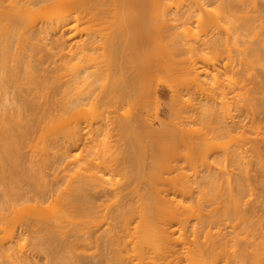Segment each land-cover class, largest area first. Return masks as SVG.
Returning <instances> with one entry per match:
<instances>
[{
	"label": "bare ground",
	"instance_id": "1",
	"mask_svg": "<svg viewBox=\"0 0 264 264\" xmlns=\"http://www.w3.org/2000/svg\"><path fill=\"white\" fill-rule=\"evenodd\" d=\"M5 1L6 0H0V5L2 3L4 4ZM12 1L9 4V6L6 5V6H4V8L0 6V174H1V176H0V188H1L0 194L3 193L1 195L4 197V200L2 199V200H0V202L5 201L4 203H1V204L5 205L6 208H9L12 205V203L14 205V202H17V201H18V203L20 202V204H21V200L25 202L24 205H26L27 202H32V203L34 202V204L37 205V204H41V203L44 204L43 202H45L46 199H48L49 202L48 201L47 202L50 204V202H53V199H51V198L55 197V199H56L57 196H55V195L57 194V191L59 190V189H57L58 183L64 178L61 176L62 179L59 180L58 177H57V179L55 177L54 179L57 180L58 182L51 180L54 184H51L49 182L48 183L45 182V183H47V185H44V186H43L44 181L43 182L40 181L42 183V186L39 185L38 182L35 181L36 176L37 177L39 176V174L37 175V172H36L38 170L39 166L41 168L43 167V171H45V170L48 171L49 170L48 168H50V166H52V169H53V167H55V165L57 166L59 159L56 158L58 160L52 161L53 163L49 166L46 165V163L49 164L48 163L49 161L45 162V160H43L44 162L41 160L42 162H39V163H37V161H32V160H31L32 163L30 162V160L28 162L27 161L28 159L22 158L23 156H21L20 153L17 152V151L21 152V150L24 147V143H25L24 141L25 140H26L25 144L27 146L29 145V143L27 144V140H29V139H26V138H28L29 136L31 138V135L33 136L34 134L35 135L37 134L36 131L38 129L39 130L37 132H39L40 129H42L43 131H40L42 133H40V132L38 133V134H40V137L38 136L39 137L38 143H41L40 144L41 146L37 143L39 146H38V148H36L37 144H36V142H33L34 144L31 143V145L29 147H30V149H32L34 147L35 150L34 149L30 150L29 147H28V149H29V151H36V149H38L37 151H54V150L60 151L59 158H61L60 160H63V162L60 161L58 163V165L60 166V163L64 164V162H66V163L69 162V161L68 162L65 161L68 159V155H69L68 153L70 152L69 148L72 146H77L78 143L81 141L79 127L74 128V129L70 128L73 130H71V133L68 132V131H70V129H68L65 126L66 125L65 123L68 122L67 118L69 120L70 118L74 119V118L81 117L83 115V112H84V106H86V105L93 106V105H96L98 102H101V101L105 102V100H106V104H107L108 101L111 99H113V100L118 99L121 102L122 101L123 102H126V101L130 102V99H132V98H133L132 100H135L137 98L139 99V98H142L144 96V93H142L143 91L140 90L141 88L137 87V89H136V87H135L136 83L131 78V76L134 77L133 75L135 74V71L133 72L132 75H131V72H129V71L134 69L132 66L134 61L138 60L136 58L137 56L135 57V59H132V58H134L133 53H135V50L137 51L136 47L139 45V47H141L140 49H142V48L146 47L145 46L146 40L148 41V39H150V37L154 38L152 35L148 36L149 34L147 35V33L145 32V28H143L148 23L147 21H144V20H143L144 22L141 21L142 19H144L143 18L144 15L141 16L139 14V17L141 16L142 19H139L140 22L139 21L136 22L138 24V27L140 26L141 29L143 28L142 29L143 31L141 30V32H140L139 29L137 31V32H139L138 34L141 36V40H140L139 44H137V46H136V44H134V45L132 44V42H131L132 37L130 36L131 35L130 32H132V31H129L130 27L131 28L132 27L136 28V27L132 26L133 22L132 23L130 22L131 26L129 25L128 26L129 28H127V22H125L124 24H126V25L124 26V28L119 29V30L117 29V27H115L116 26V24H115L113 29L115 31V28H116L119 32H113L112 31V34L114 33V36H112V38H109V41L107 38L105 41L106 43L105 42L103 43L102 40L99 41L97 39V37H99V36L96 37V35H95L94 37H96V39H94L93 36H91L93 38L92 39L89 35V37H87L88 39L82 41L81 43L80 42H78V43L72 42L73 44L72 43L70 44V48H72V49H68V51H65L66 48L64 46H65L66 42L71 40L70 38H72V36L74 35V34H70L73 31L74 27H76L74 24L76 22H79L83 18L85 19L86 17H87L86 18L87 21H91V22L98 21L99 19L104 17V15L106 16V14H108L109 11L111 13L114 12L113 15H116V11H114V10H118L117 12L119 13L117 20H119L121 18L120 16H121V11H122L124 21H125V18L127 17L126 16L127 12L129 13V11L131 12L133 9H136V10L140 9V10H137L138 13L142 12L144 10H145L144 12H146V9L148 10V8H150V9L153 8L151 10H154V8H155L154 11L161 10V12H163V13L166 12V14L164 13L165 18L164 17L162 18L161 12L157 11L158 14L160 13L159 16H161L160 21H163V19H165L164 21H167L168 19H166V18L169 15V13L167 14V12H169L172 7H174L175 9L177 8V2H175V0H33V1H35L34 3H33V1H32V3L30 1V4L33 7H38L42 4H47L51 8L52 7L56 8V15H55V18L53 19L54 22L52 20H50V23H47V22L42 21V19L39 16V12L36 11L34 13H31L30 10L28 11V9H26L27 8V7H25L26 5L24 7L20 6L19 4L21 3L20 2L21 0L20 1L12 0ZM24 1L26 3L28 2V0L27 1L24 0ZM222 1H218V3L222 2ZM237 1H239V0H237ZM7 2H8V0H7ZM7 2H5V4ZM173 2H174L175 6H172ZM224 2L227 3V1H224ZM252 2H253V0H252ZM201 3H202V0H201ZM201 3L198 0H191V1H189V4H187V5H188V7H194L196 9V7H198L199 5L202 7L205 6L206 2L202 3V4ZM228 3H229V1H228ZM246 3H248V2L246 1ZM224 4L225 3H223V6H225V9L223 10V13L220 12L221 14H219V12H217L219 14V17H221V18H218L219 19L218 21H222V20L223 21H230L234 17V15H232L234 9H233V11L231 9V8H233V6L229 5V7H227L226 4L225 5ZM248 4H250V3H248ZM207 5H209V4H207ZM246 5H244V6H246ZM106 6L107 7L110 6L111 7L110 10L107 9ZM219 6H220L219 8L221 9L222 6L221 5H219ZM101 7H103V8H101ZM104 7L106 9H104ZM188 7H185V12L190 9L184 15L186 17V19H187V17H188V19H190L192 17V15H191L192 12H190L192 9L188 8ZM199 8H201V7H199ZM254 8L256 9V7H254ZM100 9L103 11L100 12L99 11ZM53 10H55V9H53ZM253 11L257 12L254 9H253ZM53 12H55V11H53ZM185 12H183V13H185ZM259 12H257V13H259ZM27 13H31V14H27ZM124 13H125V15H124ZM26 14H27V16L23 17V15H26ZM134 14H136L135 10H134ZM249 14H251V13L249 12ZM259 14L262 16L261 12ZM176 15L174 17H176ZM188 15L191 17L189 18ZM236 15H239V14H236ZM260 15L255 14L254 16L253 15L252 16H253V18H255L256 16H258V18H259ZM130 16L132 18L133 17L136 18L135 16H132V14H130ZM180 16H182V14ZM52 17H53V15H52ZM217 17H218V15H217ZM113 18H114V16H113ZM250 18L251 17H249V19H247V21L249 20V22H250ZM258 18L255 21H258L259 20ZM133 19H130V20H133ZM239 19H240V17H239ZM130 20H127V21H130ZM176 20H177V18H175V21ZM233 20H236V23L240 22V20H239V22H237L236 16H235V19L233 18ZM260 20H261V18H260ZM261 21H263V20H261ZM141 22H142V26L140 24ZM119 23H120V21H119ZM144 23H146V24H144ZM161 23H163V22H161ZM211 23H213V22H211ZM216 23L217 22H214V25ZM248 23L246 22L245 25L246 24L248 25ZM124 24L122 23V25H124ZM137 24H135V25H137ZM70 25H72V26H70ZM122 25H118V28ZM212 26L213 25L211 24V27ZM146 28H148V27H146ZM127 29H129L128 31L130 34L126 31ZM135 30H137V28ZM170 30H172V26H171ZM237 30H240V29H237ZM263 30L264 29H262V31ZM124 31L127 33H124ZM147 31H149V30H147ZM167 31H169V29ZM68 32H69V36L67 35ZM234 32H236V31H234ZM237 32H238V34L239 33L242 34L239 31H237ZM48 34L49 35L51 34L54 39L52 38L53 44H51L53 46H51L50 44L47 46H48V48L54 47L55 48L54 50H57V53H55V54L59 55V56H57L58 59L54 58V56H53L54 51L53 52L51 51L53 49L50 48V53H48L49 50H48L47 46L44 44L45 42L44 43L41 42L43 44L40 43L41 39H39V38H44V36H47ZM133 34L134 33H132V36H133ZM135 34H136V32H135ZM228 34L229 33H227V35ZM235 34L233 33V35H235ZM238 34L235 35L237 38L233 37L234 40H235V38L238 39V36L240 35V34L239 35ZM41 35H44V36L41 37ZM222 35L224 36V34H221L220 36L222 37ZM56 36L57 37L59 36V37L57 38ZM65 36H67V39L63 40L62 38ZM129 36L131 37V39ZM170 36H172V35H170ZM174 36H176V35H174ZM220 36L219 37L217 36L218 38L216 37L214 39V35H213L214 42H217L218 39L220 38ZM244 36H245V34H244ZM167 37H169V36H167ZM176 37H174V40L171 38L172 39L171 41L172 42L175 41V39H177ZM228 37H229V39H231L230 35H228L227 38ZM105 38L103 37V41ZM137 38H134L135 42L139 41V40H135ZM240 38H241V36H240ZM99 39H101V38L99 37ZM96 40L99 42L96 43ZM220 40L221 39H219V41ZM242 40H244V37ZM134 41H133V43H134ZM208 41L210 42V40H208ZM221 41H223V40H221ZM226 41H227V39H226ZM100 42H102V43H100ZM148 42L146 43V45L148 44ZM175 42L177 43V40ZM263 42H264V40H263ZM96 44L100 45V47L97 45L99 47V49L101 48V50L102 49L105 50V53H104V56L106 55L105 57H103V55L101 56V54H100V57L105 58V60L99 58V56L96 55V57H98L99 60L100 59L103 60V61L100 60L101 62H99L97 60L98 58L94 57L95 54H93L95 50H98V49H96L97 46L95 48H93V46ZM101 44H105V45H101ZM173 44H174V42H173ZM226 44L228 45V43H226ZM43 45H44V47L46 46L47 50L43 47ZM40 46L42 47V50L43 49H44V51L46 50V52L49 55L45 54L46 52H44V54H45L44 56H43V54H40V50H41ZM171 46L173 47L174 45H171ZM176 46H177V44H176ZM257 46H258V44L256 45V47ZM248 48H249V46L246 47V51L248 50ZM251 48H253V47H251ZM249 50H251V49L249 48ZM145 51H146V49H145ZM145 51L143 52L144 54L146 53ZM137 52H139V51H137ZM248 52H247V55L249 54ZM244 53L246 55V52H244ZM251 53L253 54L255 52H251ZM39 54H40V56H38ZM102 54H103V52H102ZM141 54L142 53H140V55ZM241 54H242V52H241ZM255 55L253 54V56H255ZM35 57H38V58L35 59ZM51 57L55 61L53 59H51ZM255 57H257V56H255ZM146 58H148V57L146 56L145 59ZM246 59H245V61H246ZM257 59L258 58H256V62L257 61L259 62V60H257ZM141 61H142V59H141ZM143 61H144V58H143ZM147 62L149 63V61H147ZM140 63H139V65H140ZM152 64H155V63H152ZM134 65H135V63H134ZM139 65L137 64V66H139ZM154 67L158 68L159 66H154ZM141 68H142L141 71H146L143 69L142 65H141ZM241 70H244V69H241ZM247 70L248 69H246L245 71L248 75ZM238 72H240V71H238ZM250 72H252V71H250ZM256 72L254 73V75L256 74ZM111 73H113V75ZM114 73L123 76V78L125 76L124 80L122 79L123 80L122 83H120L121 82L120 81L119 82L120 84H117L118 82L117 83L115 82L116 84H114V81L112 83L111 80L109 82V78L114 76ZM243 73H245V72H243ZM109 74H111V77L109 76ZM191 74H192V77L190 80L191 83L193 85H195V87H198L199 82H200L199 81L200 80L199 79L200 73L197 72V69H196V71L194 70L193 72H191ZM240 74H242V73L241 72L238 73L239 76H245L246 75V74H244V75H240ZM118 75L116 77H118V79H119ZM138 75H139V73H138ZM256 76L257 75H255V78H258V76L257 77ZM263 76H264V73H263ZM263 76H261V79L264 78ZM103 77H105V79H103ZM135 77H136V75H135ZM251 77L253 78L254 76H251ZM259 78H260V76H259ZM134 80H135V78H134ZM252 81L253 80H251L250 82L252 83ZM259 81H260V79H259ZM259 81H258V83H259ZM262 81H263V79H262ZM100 82H101V86H100V88H97V85L99 87L98 83H100ZM137 82H139V81H137ZM102 83H104V84H102ZM133 83H135V84H133ZM259 84H261V83H259ZM262 84L261 85L263 87L257 84L259 87L256 89H259L261 87L264 90V82H262ZM137 85H138V83H137ZM249 90H251V89H249ZM249 90H247L245 97L242 96L244 94H242V95L240 94L241 96H239L240 98L242 97L243 101L248 103V104H250L252 102L251 98H253L252 95L254 93L257 94L259 91L261 92V90H259L258 92L255 91L252 93V90L251 91H249ZM253 90H255V89L253 88ZM249 92L252 95H250ZM257 95H255V96H257ZM249 96H251V97H249ZM245 99H246V101H245ZM249 99L251 102L249 101ZM247 100H248V102H247ZM110 102H112V100ZM85 103H87V104L85 105ZM241 103H243V102L241 101ZM120 105L122 106V104H120ZM243 105H245V104H243ZM242 106L240 108H242ZM250 106H251V104H250ZM238 108H239V106H238ZM255 114H256V112H255ZM127 115L129 116L130 113H127ZM127 115H121L122 119L123 118L126 119V121L125 120H123V122L121 121L123 124H126V122L128 120H130L131 115L128 117L129 119L127 118ZM258 115H259V113H258ZM258 115L256 114V116H258ZM246 116H248V115H246ZM114 117H116V116H114ZM136 117L137 116H135L133 118V116H131V118L134 120H132V119L130 120V121H134L135 123L130 122V121H128V123H127L128 125L130 124L132 127L130 125L128 126L127 124H126L127 126L124 125V127L123 126L120 127V129H123L121 131H122L125 139L128 138V140H129V141L127 140L128 141L127 146L129 144L130 145L128 146L129 148L126 150V151H128V154L127 153H126V155H125V153H124V155L122 154L123 156L120 157V159H119L118 157L122 153L121 151H119L120 155L119 154H117L119 156L114 155V157H113L114 161L113 162H112L113 159L112 160L108 159L109 163H105V162L102 163L103 165L105 164L104 165L105 167H103L102 165H101L102 167L100 166L101 167L100 169L102 171H105L106 169H107L106 171H108L110 169L112 172H109V171L108 172L113 173V172H115L114 171L115 168H118L119 165L120 166L122 165L123 169H125V170L128 168L126 170L127 172L129 169H131V171L135 170L137 172L138 168H139V171H141V169L144 166H146L147 168L149 167V169L153 166L155 168V165L158 164L159 160L164 156L163 154L161 155L162 152L156 153L157 151L155 152L153 147L149 146L148 149L145 148L146 146L143 144V141L141 138L144 137V139L147 140V141L145 140L146 142H148V143L152 142V144H155V142L152 141V138L153 139H154V137L158 138L159 136H155V135H157V133L153 132V130H152V132H151L152 134H151L150 131L147 129L149 131V133L146 132V133H144V135H143L142 131H140V132L138 130L135 131L136 129H135V126L133 127V125L137 124V122H139V120H136ZM251 117H252V119H255V117L253 115H251L250 118ZM241 118H242V116H241ZM245 118H243V120H240V122L242 121V124L244 123V121H246ZM250 118H246V119L249 120ZM117 119L120 122V119L119 118H117ZM137 119H138V117H137ZM249 121H251V120H249ZM246 122H248V121H246ZM255 122H257V120H255ZM255 122L254 123L252 122V123L255 125ZM122 123H121V125H123ZM224 124H225L224 130H226V131L227 130L231 131L233 128L234 129L237 128L236 124H235L236 125L235 127H232L234 125L233 123H231L232 124L231 125L228 122H226V123L224 122ZM248 124L250 125V123H247L246 126H243L241 124L239 125V123H238V128H237L238 130L237 129L236 130L239 131V134L243 132L242 129H244L245 127L249 128ZM76 126L77 125H74V127H76ZM124 128L127 132L124 131ZM248 128H247V130H248ZM229 129H231V130H229ZM234 129H233V131H234ZM240 129L242 132L240 131ZM125 132L128 134V136L127 135L125 136V134H126ZM140 133H142V134H140ZM243 133H246V132H243ZM243 133H242V135H244ZM41 134H43V136H41ZM151 135H153L154 137H152ZM38 137H37V139H38ZM41 137H42V139H41ZM157 138H155V139H157ZM37 139H35V140L37 141ZM159 139H160V137H159ZM40 140H42V141H40ZM263 141H264V139H263ZM263 141H260L259 143H254L253 141H252L253 143H249V141L248 142L246 141L247 143L243 142L242 143L243 148H242V146H239L242 144H239V145L237 144V146L240 148V151L244 152L246 150V149L243 150L244 148H246L245 144L249 143L247 145L248 149H247V151H245V153L248 155L246 157H244L245 153H243L244 155H242V156L240 154L242 160H244V158L246 160H248L247 165H246L247 162L245 160H244L245 162L242 161L243 166L240 164L241 169L239 171H240V174L242 176L241 179H243L244 182L242 181V183H241L240 182L241 179H240L239 180L240 183L237 182L235 186L231 185L232 182L231 183L229 182V185L227 187L225 184V187H224L225 190H223V188H221V190H219L220 193L218 192V194H217L218 195L217 197L219 199L218 198L216 199V197H215V201H212V199H211L212 202L210 200L208 201V197L206 199L203 198L202 201H200L201 199H199V200H196L195 202H193V200H190V199L189 200L188 199H185V200L184 199H181V200L176 199L175 200V199L168 198V196H170V195L174 196V198H175L177 196V190L178 191L180 190V192L183 194L187 193L188 195H191V189H190L191 185H189V183H187V181L183 180L184 177L182 178L181 183L179 184V187H177V151H169L170 153L169 152H167V153H168V155H171L172 159H174L175 164L171 165V167H170L171 170H170V172H168V174L169 173H171V174L165 178L166 183H163V187L166 188V189H164V188L162 189V190H164V193H163L164 196L163 197L160 194L161 189L159 191L157 190L158 192H156L155 188H153L155 186H153L150 182H149V185H147L148 184L147 183L146 186H143V187L138 185L137 183H135L136 185L134 187H132L134 184L129 182L130 180L129 181L125 180V182L127 181L128 185H130V184L132 185V186L130 185V187H132V191H130L131 190L130 189L129 190L130 192L129 191L127 192L126 190L129 189L127 183H124L123 185L117 184L116 186H118L119 188L116 186H113V185H108V187L113 186L112 187L113 189H111L110 187L108 188L105 184L102 185V183L106 182L107 180L104 181V178L97 176L96 174L95 175L98 178L95 177L93 179H85V178L83 179L82 178L83 176H81L79 178L80 175L78 174L79 176H76L78 178L74 177V179H76L75 181H73L74 183H71V181H70V183H71L70 186L67 185V187L65 186L66 188L64 187L65 188L64 191H66V193L69 191L67 193L68 196L66 194V198H65L66 201L62 200L64 203L65 202L67 203V204H64V206L66 205L65 209H64V207H62L65 212L64 211L63 212L61 211L62 213L56 212L57 214L52 216V217H49V215H48L49 218L46 217L48 219V220L46 219V221L44 219L45 218V216H44V218H43L44 221L43 220L39 221L40 220L39 217H41L42 215L39 216L40 215L39 214L38 215L39 217L38 218L36 217L38 214L37 211H39L36 205H35L36 206V208H35L34 204H32V203L30 205L27 204L28 206H30V207L27 206V209L24 208L22 205L21 209L23 207V210H25V212H26L25 217L27 216L26 218H31V220H33V223H32L33 225L30 224L29 226H34L33 230H34V228H36L37 232L42 233V234L38 233L39 234L38 242L40 240V236L43 235V233H44V235L46 234V236H43L42 237L43 239H41V240H43V242H41V240H40V244L42 243L41 245L45 248V249H43V251L46 250V252H44L45 255L48 256V258L49 257L52 259L55 258V260L60 259L59 262L60 261L62 262L65 259L66 262L64 264H66L69 261H71L69 264H87L88 262H90L91 259H92V261H93V259H96L97 258L96 255H101L100 254L101 252L104 255V256H101V257H103L102 258L103 262L101 264H129V263L131 264V262L134 260L138 262L137 264H264V201L261 200L262 196L261 197L259 196L260 191L264 190V173H263L264 170L260 169V166L262 167L263 164L262 165L258 164V163H261L260 160L261 161L263 160L262 159L263 157L261 158V156L263 154L260 155V151H264V144H263L264 142ZM22 144H23V146H22ZM34 145H36V146H34ZM131 145H132V147H131L132 152L129 151V150H131L130 149ZM21 146H22V149L20 148ZM127 146H126V148H127ZM152 150H154V151H152ZM236 150H239V149L236 148ZM137 151H142V153L141 152L139 153ZM249 151L252 152V154H251L252 156L249 154L250 153ZM163 153H165V151H163ZM21 154H22V152H21ZM44 154L45 153H42V155H44ZM228 154H230V153L228 152ZM232 155H236V153H234ZM248 156H249V159L247 158ZM20 157H21V159H19ZM52 157H54V156L52 155ZM115 157L118 159H115ZM40 158L42 159V157H40ZM69 158H70V156H69ZM109 158H112V157H109ZM230 158L229 159L232 160L231 156H230ZM35 159H36V157H35ZM250 160H251V162H253V165H256V164L259 165V168H258L259 171H257V167H255L253 169L254 166H252L253 171L250 169L252 172H254V175L257 172H261V174H263V175H259L260 174L259 173V174H256V176L259 175L257 177L255 176L256 178L253 176V173L249 170V168L251 167L250 165H252ZM20 161H21V163H19ZM22 161H23V165L20 166V164H22ZM39 161H40V159H39ZM110 161L112 162L111 164H110ZM24 162L29 163V164L25 163L26 165L24 166ZM33 162H35V164H33ZM106 162H108V161H106ZM144 162L146 165L144 164ZM30 163H31L30 168H32V170L27 169L29 167ZM40 163H42V164H40ZM23 166L27 167V168H24ZM35 166H38V168H36ZM80 166H83V165L80 164ZM58 167H56V168L58 169ZM67 167H70V165L68 166V164H67ZM10 168H12V170ZM52 169H50V170L53 171ZM69 169H71V167ZM81 169H79V170H81ZM120 169H121V167H120ZM143 169H146V168H143ZM143 169H142V171H143ZM165 169L166 168L164 167L162 171L167 172ZM10 170H11V174H12V171L14 172L13 173V175L15 174L14 177H11L12 175L10 174ZM64 170H66V169H64ZM254 170L257 172H255ZM23 171H25V172L27 171V173H28V174L26 173L27 176H26L25 172L23 173ZM29 171H32V173ZM86 171H88V170H86ZM154 171H155V169H154ZM248 171H250L252 174H249ZM67 172H68V168H67ZM98 172H100V170ZM116 172H117V169H116ZM102 173H105V172H102ZM129 173H130V171H129ZM63 174L65 175V173H63ZM139 174H140V172L137 174L138 176L136 174H133L134 176L136 175L135 180L139 176L143 177L142 174L141 175H139ZM151 174H153V172ZM155 174H156V172H155ZM23 175H24V177H22ZM29 175H30V178H29ZM81 175H83V174H81ZM133 175H131V176L133 177ZM148 175L150 176V172L148 173ZM236 175L238 176V174H235V176ZM230 176H232V175L230 174ZM26 177H27V181L29 180L30 183H28L26 181L28 183L27 185L29 187L24 188V185L21 186L20 184L23 183V180L24 181L26 180L25 179ZM234 177H233V180L235 179ZM72 178H73V176H72ZM72 178H71V180H74ZM157 178L161 180V176H159ZM38 179L41 180L42 176H41V178H38ZM250 180H251V182L253 181V184L255 183L254 184L255 186L250 182ZM19 181H20V184H19ZM133 181H134V179H133ZM211 181H212V179H211ZM235 181H236V179H235ZM237 181H238V179H237ZM33 182L35 184H33ZM146 182H147V179H146ZM201 182L204 184V181H201ZM205 182H206V180H205ZM212 182H215V181H212ZM61 183H62V181H61ZM63 183L66 184V182H64V181H63ZM107 183H109V182H107ZM144 183H145V181L142 182L143 185H144ZM226 183H228V182H226ZM56 184H57V187H56ZM220 184H221V186L224 185L223 183H220ZM27 185H25V186H27ZM125 185L128 188L125 190L128 194H126L125 191H123V194H122V190L120 189L121 186L123 189V186H125ZM211 185H213V184L211 183ZM262 185H263V187L261 188ZM102 186H105V187H102ZM160 186H162L161 183H160ZM214 186H211L209 188V190L208 189L207 190L210 191V189L213 188ZM256 186H258L257 190L255 189ZM205 187H206V185H205ZM215 187L213 188V190H211L212 192L214 190H217L218 187L216 189H215ZM106 188H108V189H106ZM259 188L261 190L258 192ZM251 189H252V191H251ZM254 189L256 190L255 192H254ZM1 190H2V192H1ZM207 190H206V192H207ZM247 192L249 194H247ZM200 193H201V190H200ZM245 193L247 194V196H244ZM159 194L161 195V197L159 196ZM202 194H203V196H205L204 195L205 192ZM209 194L210 193H208V195ZM212 194H213V196H212ZM212 194L210 195V198H211V196L213 198L216 195L215 192H213ZM30 195H32V196H30ZM155 195L159 196L161 199H158L157 197H155ZM208 195H206V196H208ZM248 195L250 196V198L252 200H250V201L244 200L243 201V199H244L243 197H245V199H250L248 197ZM262 195H264V193ZM118 196H120V197H118ZM257 196L260 197L261 202ZM64 197H63V199H64ZM60 198H59V200H60ZM109 198H111V200H109ZM112 198H114V199H112ZM49 199H51L52 201H50ZM101 199H102V201H104L103 205L98 204V200L100 201ZM256 199H258V201ZM263 199H264V196H263ZM216 200H218V201H216ZM11 201H12V203H11ZM56 201L57 200H55V202ZM102 201H100V202H102ZM203 201H205V202H203ZM243 202H245V203L247 202L248 204L247 203L244 204ZM258 202H259V204H258ZM42 204H41V206H43ZM56 204L58 206V201L56 202ZM61 204H63V203H61ZM255 204H257V205L255 206ZM31 205H33V207H31ZM47 205H46V207H47ZM5 206H3L4 209H5ZM30 208H32V209H30ZM33 208L35 209L36 212L33 210ZM43 208H42V210H44ZM49 208H50V206H49ZM13 209H14V207H13ZM11 210H12V208H11ZM101 210L104 213H102ZM2 211H6V209L2 210ZM7 211L9 212L8 209H7ZM29 211L31 213H33V211H34L36 216L31 214ZM48 211H49V209H48ZM99 211H101V212H99ZM5 213L7 214V212H4V214H3L4 217L6 215ZM50 213H51V211H50ZM97 213H102V214H100L102 216V218L109 220V223H106V227H107L106 229H103L101 231V230H99V227L102 224L98 225V223L96 224V223H94V221L93 222L89 221L92 224L87 225L89 223V222H87L86 223L87 226L81 227V229H78V227L76 229H73L74 227L73 228L71 227V229H73V230L69 231V228H68V229H66V231L68 230L67 232L62 231L63 225L67 224V223L69 224V222H67L69 220L68 219L69 217H72V218H76V217L79 218L80 217L81 218L83 216V218H84L87 215L88 216L90 215L89 217H91V215H92L94 217V218L92 217V219H95V218H97V217H95V215ZM12 214H14V212ZM30 214L33 217L29 216ZM9 215L10 214H8V216ZM89 217H86V218H89ZM10 218H11V216L9 217V219ZM33 218H35V219H33ZM6 220H7V216H6ZM12 220H13V222H15V219H12ZM29 220L27 219V221H29ZM34 221H38V222H34ZM105 221H104V223H105ZM2 222L0 221V224H2ZM4 222L6 223L7 221L4 220ZM13 222H11V223L13 224ZM63 222H64V224H62ZM99 222L101 223V221H99ZM5 223L3 226L4 227L7 226V229L5 228L6 230L5 229L4 230L9 232L8 226H10L11 224L9 223L10 225H8V224L5 225ZM58 223L61 224V226ZM14 225H16V224L14 223ZM25 225H23V226H25ZM29 226L28 227L25 226V228L24 227L23 228L28 230ZM58 226L60 228L62 227L60 231H59L60 228ZM67 226H69V225H67ZM10 228H11V226H10ZM65 228H67V227H65ZM100 228H104V227H100ZM30 229H32V228H30ZM12 230H11V232H12ZM61 231H62V233H61ZM99 231H101V233ZM11 232H10V234H11ZM57 232H59L60 234ZM54 235L57 237H54ZM11 236H13V235H11ZM16 237H17V239L21 240L20 237L19 238H18V236H16ZM37 237H38V235H37ZM11 238H13V237H10V239ZM14 239H15V237H14ZM14 239H12V240H14ZM8 241L10 243V240H8ZM17 243H18V240H17ZM40 244H38V245H40ZM18 245L20 246L21 244L18 243ZM92 245L96 249L100 248L99 246L101 245V248L102 247L104 248V253L101 250L100 253L97 252L98 254H96L94 252L95 256H94V254H92V255L90 254L91 256L89 254L87 255L86 254V252H88L87 249H89L90 246L92 247ZM19 246H17V247H19ZM0 247L2 248V250H5V249H3L4 246L3 247L0 246ZM10 247L12 248V245H10ZM39 247H41V246H39ZM177 247L180 249L179 250L180 252L178 251ZM1 248H0V250H1ZM92 249H94V248L92 247ZM40 250H42V249H40ZM6 252L3 253L4 256H6L5 254H7V255L9 254ZM83 252L85 254H83ZM1 253L2 252H0V254ZM10 253L11 254H9V255H12V252H10ZM130 253H131V255H130ZM62 255H63V257H62ZM8 256H6V257H8ZM93 256L96 258H94ZM0 257H1V255H0ZM14 257L16 258L15 255H14ZM28 258L27 259L26 258L25 259L20 258V260H18V261L16 259V262H17V264L18 263L19 264H23V263L28 264V261H27V263L25 262V260L30 259V258L29 259ZM9 259H7V261L5 260V263L8 262ZM68 259H69V261H68ZM146 259H147V261L148 260L149 261L147 263H143V261ZM55 260H54V262H55ZM182 260H183V262H182ZM3 261H2V263H3ZM51 262H53V261H51ZM57 262H56V264H59ZM92 263L95 264L96 262L94 263V261H93ZM60 264H63V263H60ZM97 264H98V261H97Z\"/></svg>",
	"mask_w": 264,
	"mask_h": 264
},
{
	"label": "rangeland",
	"instance_id": "2",
	"mask_svg": "<svg viewBox=\"0 0 264 264\" xmlns=\"http://www.w3.org/2000/svg\"><path fill=\"white\" fill-rule=\"evenodd\" d=\"M11 1L12 0H10V1L8 0V2H9L8 3L6 0L5 2H7V3L5 4V2H4V4L2 3L0 6L3 8L6 5L9 6ZM17 1H20V0H17ZM30 1L32 3L33 0H28L27 3L24 0H21L20 1L21 3L19 5L22 7H24L26 5L25 6V7H27L26 9H28V11L30 10L31 13H34L36 11L39 12V16L42 19V21H44V22L50 23V20L53 21V19L55 18V15H56V8L55 7L51 8L47 4H42L38 7H33L30 4ZM189 1H191V0H177V1L175 0V2H177V8L175 9L174 7H172L171 10L169 12H167V14L169 13V15L166 18V19H168L167 21H164L165 19H163V21H160L161 16H159L160 13L158 14L157 11L161 12V10L154 11L155 8H154V10H151L153 8H151V9L148 8V10L146 9V12H144L145 10L144 11L141 10L142 12L138 13L137 10H140V9H137V10L133 9L132 10L133 12L129 11V13L132 14V16L136 17V18L133 17L134 19L127 12V15H126L127 17L125 16L126 17L125 21H124V17H123V12L121 11V16H120L122 19L120 18L119 20H117L119 13L117 12L118 10H114V11H116V15H113L114 12L111 13L109 11L110 13L108 12V14H106V16L104 15V17H102L98 21H95V22L87 21V19H86L87 17H86L85 19L83 18L79 22H76L74 24L76 27H74V29L72 31L73 33L72 32L70 33V34H74V35L72 36V38H70L71 40L66 42V44L64 46L66 48L65 51H68V49H72V48H70V44L72 42L73 43H75V42L81 43L82 41L88 39L87 37H89V35H90V37L93 36L94 39H96V37L99 36L101 39H99V37H97V39L99 41L102 40L103 43L106 41L107 38L109 41V38H112V36H114V33L112 34V31L113 32H119L118 30L124 28V26L126 25V24H124L125 22H127V28H129L128 27L129 25L131 26L132 22H133L132 26H135L137 28V30H135L136 28L130 27L129 28L130 30L129 29L126 30L128 33H129V31H132V32H130L131 33L130 36L132 37L131 42L133 45L136 44V46H137V44H139V42L141 40V36L138 34L139 32H137L138 29L141 32V30L143 28H145V32L147 33V35L149 34L148 36L152 35L154 37V38L150 37V39H148L149 42L146 40V42H145L146 47H144L142 49H140L141 47H139V45L136 47L137 51H139V52H137L135 50L136 54L133 53L134 58H132V59H135V57L137 56L136 58L138 60H135V61L133 60L135 65L133 63L132 66L134 69L129 71V72H131V75L135 71V74L133 75L134 77L131 76L133 81L136 83V84L135 83H133V84L136 85L135 86L136 89H137V87L141 88L140 90L143 91L142 93H144V96L142 98H139V99L137 98L135 100H132L133 99L132 98V99H130V102L126 101L127 103L123 102V101L121 102L118 99H114L115 101L113 99H111L112 102H110L111 100H109L107 104H106V100H105V102L101 101V102H98L99 104L97 103L96 105H93V106H88V105H86L87 103H85L86 106H84L83 115L79 118H74V119L70 118L69 120L67 118L68 122L65 123L66 124L65 126L68 129H70V128L74 129V128L79 127L81 141L78 143L77 146H72L69 148V150H70V152L68 153L69 154L68 155L69 160L68 159L65 160V161H67V162L69 161V162L68 163L64 162V164L60 163V166L58 165V163L60 161L63 162V160H60L61 158H59L60 151H55V150L54 151H37L38 149H36V151H29V149H30L29 146L31 145V143L32 144H34L33 142H36V144L38 143L39 137H40V134H38V133L40 131H43L42 129H40V131L37 132L39 130L38 129L36 131L37 134L36 135L34 134L33 136L31 135V138H30V136L28 138H26V139H29V140H27V144L29 143V145L27 146L25 144L26 143V140H25L24 141L25 142L24 143L25 148L23 147L24 150L22 149L23 144L20 147L23 150L22 151L20 149L22 154L20 151H17V152L20 153L21 156H23L22 158L28 159L27 160L28 162L30 160L31 163H32V161H37V163H39V162H42L43 160H45V162L49 161L48 162L49 164L46 163V165L49 166L53 163L52 161L59 159L57 166L55 165V167H53V169H52V166H50V168H48L49 169L48 171H46V170L43 171V167L41 168L39 166V168H38V166H35L36 168H38V170L36 171L37 175L39 174L38 177L36 176L35 181L38 182V184L41 186H42L41 182L44 181L43 182V186H44V185H47L48 182L51 184H54L51 180L58 182L57 180L54 179L55 177H56V179L58 177L59 180H61L62 177H64L63 178L64 180L62 179L61 180L62 183H61V181L58 183L57 189H59V190L57 191V194L55 195L57 197H56V199H55V197L51 198V199H53V202H50L51 205L48 203L49 202L48 199H46L45 202L42 201L44 203V204L41 203L43 206H41V204L36 205V204H34V202L33 203L27 202L26 205H24L25 202L21 200V204H20V202L18 203V201L14 202L15 206L13 205V203L11 201L12 205L9 208H6L5 205L1 204V203H4L5 201L0 202V205L2 206V207L0 206V208L2 210L6 209V211H2L0 209L1 210L0 211V221L1 222L2 221L4 222V220L7 221L8 223L4 222L5 225L11 224L10 225L11 228H10V226H8L9 232L5 231L7 229V226L4 227L3 222H2V224H0V226H1L0 227V230H1L0 231V242H1L0 246H2V247L4 246L3 249H5V250H2V248L0 247L2 250V251L0 250V252H2L0 254L1 255L0 264H9V263L10 264H15V263L17 264L16 259L18 261V260H20V258L21 259H25V258L27 259L28 257L30 259L28 258L29 260H25L26 263L28 261V264H56L57 261H58L57 263H59V264L60 263L64 264L66 262L65 259L62 262L61 261L59 262L60 259L55 260V258L52 259L49 257L51 259L50 260L48 258V256L45 255L44 252H46V250L43 251V249H45V248L41 245L42 243L40 244V240L43 239L42 237L46 236V234L44 235V233H43V235L40 236V240L38 242L39 234L41 232L40 233L37 232L36 228H34V230H33L34 226H29L30 224L33 225L32 224L33 220H31V218H26L27 216L25 217L26 212H25V210H23V207L27 209V206L30 205L31 203L34 204L35 208L37 206L38 210L40 211V212L37 211V213H38V214L36 213L37 216L35 215L36 211L34 208H33V210L35 212L34 211H33V213H31L30 211L29 212L31 214H33L34 216H36L37 218L42 215L43 217L42 216L39 217V219H40L39 221H42L44 216H45L44 219L46 221L47 218L56 215L57 214L56 212H61V211L63 212L65 209V206H66V205L64 206V204H67L66 202L64 203L63 201L64 200L66 201V199H65L66 194L69 192L68 191L66 193V191H64V190L67 187V185L70 186L71 183H74L73 181L76 180V179H74V177H76V176L80 175L79 178L81 176H83L82 177L83 179L84 178L85 179H93L96 177V175L100 176V177L104 178V181L107 180L106 182L102 183V185L105 184L107 187H108V185H113V186H116L117 184L123 185L124 183H127V181H129V180H130L129 182L134 184L133 186L130 184L132 187H134L136 185L135 183H137L138 185L143 187V186H146L147 183H148L147 185H149V182H150L153 186H155L153 188H155L156 192H158L161 189L160 194L163 197L164 196V194H163L164 190H162V189L163 188L166 189L165 187H163V183H166L165 178L171 174V173L168 174V172H170V170H171L170 169L171 165L175 164L174 159H172L171 155H168L167 152L177 151V187H179V184L181 183V180L184 177L183 180L187 181V183H189V185H191L190 186L191 195H188L187 193L183 194L180 192V190L179 191L177 190V196L175 198H174V196H172L170 194H169L170 196H168V198L175 199V200L176 199L177 200H181V199H184V200L188 199L189 200L190 199V200H193V202H195L196 200H199V199H201L200 201H202L203 198L206 199L208 197V201L209 200L211 201V199H212V201H215V197H216V199L218 198L217 194H218L219 190H221V188H223V190H225L224 189L225 184L227 187L229 185V182L230 183L232 182L231 183L232 186H235L237 182L242 183L243 179H241L242 176H241L240 171H239L241 169L240 164L242 165L243 162H245V161L247 162L248 160H246L245 158H244L245 161L242 160L241 156L244 155L243 153H245V151H247V149H248L247 145L249 143H253V142L259 143L260 141H263V139H264L263 138L264 137V90L261 87H260L261 89L260 88L256 89L259 87L258 85L262 86L263 85L262 82H264V78H262L263 81L261 79V76H263V73H264V53H263L264 52V50H263L264 49V46H263L264 45L263 44L264 43L263 42L264 30L262 31V29H264V0H253V2H252V0H250V1L249 0H241V1L240 0L239 1H237V0H223V1L222 0H202V3L206 2L205 6L202 7L199 5L198 7H196V9L194 7H188L187 4H189ZM198 1H200V3H201V0H198ZM218 1H222V2H220L221 4L218 3ZM224 1H227V3ZM228 1H229V3H228ZM246 1L250 4L246 3ZM34 2L35 1H33V3ZM217 3L222 6L221 9L219 8L220 6ZM223 3H225L227 7H229V5L233 6V8H231L232 11L234 9L233 14H232V15H234L233 18L235 19V16H236L237 22H239V20H240L239 23H236V20H233V18L230 21H223V20L218 21L219 20L218 18H221V17H219V14H221L220 12L223 13V10L225 9V6H223ZM207 4H209V5H207ZM244 5H246V6H244ZM172 6H175L174 2H173ZM253 6L256 7V9ZM108 7L106 6V8L110 10L111 7L110 6H108ZM185 7L192 9L190 11V12H192V14H191L192 17L188 15L189 18L191 17L190 19H188V17L186 19V17L184 16L186 14V12H188L190 10V9L188 10L186 8L188 11L185 12ZM199 7H201V8H199ZM101 8H103V7H101ZM106 8L104 7V9H106ZM53 9H55V10H53ZM253 9L257 12L260 11L262 13V16L259 14L260 12L259 13L254 12ZM134 10H135L136 14H134ZM53 11H55V12H53ZM99 11L102 12L103 10L100 9ZM183 12H185V13H183ZM217 12H219V14ZM249 12L251 14H249ZM31 13H27V14H31ZM164 13L166 14V12H164ZM164 13L161 12L162 18L163 17L165 18ZM254 13L256 15H260L261 17L259 16V18H258V16H256L255 18H253V16L255 15ZM27 14L23 15V17H26ZM139 14L141 16L144 15V17H143L144 19H142L141 16L139 17ZM181 14H182V16H180ZM216 14L218 15V17ZM236 14H239V15H236ZM52 15H53V17H52ZM124 15H125V13H124ZM175 15H176V17H174ZM113 16H114V18H113ZM238 16L240 17V19ZM249 17H251L250 22H249V20L247 21V19H249ZM175 18H177L176 21H175ZM257 18L259 20L261 18V20H263V21H261V20L255 21V20H257ZM126 19L127 20L133 19V20L127 21ZM139 19H142L141 21L144 20V21L148 22L147 25H145V26L143 25L144 27L142 29L140 26L138 27V24L136 23L137 21L140 22ZM119 21L121 24L119 23ZM245 21L247 23L249 22L248 25L247 24L245 25V23H246ZM161 22H163V23H161ZM211 22H213V23H211ZM214 22H217V23L214 25ZM122 23L124 25H122ZM210 23L213 25L212 27H211ZM115 24H116V26H115ZM135 24H137V25H135ZM140 24L142 26V22ZM144 24H146V23H144ZM118 25H122V26H120L118 28ZM168 25L172 26V30H170L171 26L169 27ZM70 26H72V25H70ZM114 26L117 27L118 30L115 28V31H114V29H113ZM146 27H148V28H146ZM168 29H169V31H167ZM237 29H240L241 31L237 30ZM147 30H149V31H147ZM234 31H236V32H234ZM237 31L241 32L242 34L239 33L240 34L239 35ZM127 32L124 31V33H127ZM135 32H136V34H135ZM232 32L234 34L236 33L239 35L238 39H236L237 38L235 36L236 34L233 35ZM132 33H134L133 36H132ZM227 33H229L228 35L231 36L230 37L231 39H229V37L227 38V36H228ZM221 34H224V36L222 35V37H221L220 36ZM244 34H245V36H244ZM67 35L69 36V32L67 33ZM95 35H96V37H94ZM170 35H172V36H170ZM174 35H176L177 37ZM213 35H214V39L217 36L218 37L220 36L219 39H221L223 41L220 40L221 41L220 42L218 39L217 42H214ZM43 36L44 35H41V37H43ZM167 36H169V37H167ZM240 36H241V38H240ZM103 37L104 38L106 37L104 39V41H103ZM131 37H130V39H131ZM133 37L134 38L138 37L135 40H139V41L135 42ZM174 37L177 38V39H175V41L177 40V43L175 41H173L174 42V44H173V42L171 40L172 39L174 40ZM233 37H236L235 40ZM243 37H244V40H242ZM52 38H53L52 35L48 34L47 36H44V38H39V39H41L40 43L45 42L44 44L47 46L49 44L50 45L53 44L52 40L54 38L53 39ZM62 39L63 40L67 39V36L63 37ZM226 39H227V41H226ZM208 40H210V42ZM99 41L96 40V43ZM133 41H134V43H133ZM234 41L235 42L237 41V42L235 43ZM102 42H100V43H102ZM147 42H148V44L146 45ZM43 43H41V44H43ZM226 43H228V45ZM98 44L94 45L93 48H95ZM176 44H177V46H176ZM257 44L259 47L258 46L256 47ZM101 45H105V44H101ZM171 45H174V46L172 47ZM46 46L44 47V45H43V47L45 49H46ZM51 46H53V45H51ZM98 46L100 47V45H98ZM98 46L96 48L98 50H95L96 52L94 51L93 54H95V56L94 55L93 56L96 57V55H98L99 58L105 60V58H103L106 56V55L104 56L105 50L102 49L103 50L102 51L101 48L99 49ZM247 46H249V48L252 51L249 50V48L246 51ZM251 47H253V48H251ZM47 48H48V46H47ZM50 48L53 49V50H51L52 52L54 51L53 52L54 55L52 54L54 56V58L58 59L57 56H59V55L55 54V53H57V50H54L55 49L54 47L53 48L49 47L48 53H50ZM145 49H146V51H145ZM46 50L45 51H44V49L42 50V47H41L40 54H43V56L45 54L49 55L46 52ZM144 51L146 52L145 53L146 55L143 53ZM44 52H46V53L44 54ZM102 52H103V54H102ZM241 52H242V54H241ZM244 52H246V55ZM247 52L249 53L248 55H247ZM251 52H255L253 54L254 55L256 54L255 56H257V57L253 56V54ZM140 53H142V54L140 55ZM40 54L38 56H40ZM100 54H101V56L103 55V57H100ZM146 56L148 58L145 59ZM36 58H38V57H35V59ZM96 58H98V57H96ZM99 58L97 59L99 62L103 61L101 59H100L101 60L100 61ZM143 58H144V61H143ZM256 58H258L257 60H259V62L258 61L256 62ZM51 59H53V58L51 57ZM141 59H142V61H141ZM245 59H246V61L248 60L250 63L248 61L246 62ZM147 61H149V63ZM138 62L139 63L141 62L140 65ZM152 63H155V64H152ZM137 64L139 66H137ZM141 65H142L143 69L146 71H141L142 70ZM154 66H159V67L157 68ZM245 68L248 69L247 70L248 75L245 71L246 70ZM196 69H197V72L200 73V75H199L200 80L199 81L202 83L201 84L199 82L198 87H195V85H193L190 81L191 77H192L191 72H193L194 70L196 71ZM241 69H244V70H241ZM238 71H240L242 73L240 75H244V74H246V75L245 76H239L238 73H240V72H238ZM250 71H252V72H250ZM137 72L139 73V75ZM243 72H245V73H243ZM255 72H256L255 75H257L258 78L260 76V78H259L260 81L258 78H255V75H254ZM111 74L113 75V73H111ZM111 74H109L110 77H111ZM117 75L118 74L114 73V76L109 78V82L111 80L112 83L114 81V84H116L117 82H118L117 84L122 83L125 76L123 78V76L118 75L119 79H120L119 80L118 77H116ZM135 75H136V77H135ZM251 76H254V77L252 78ZM134 78H135V80H134ZM103 79H105V77H103ZM249 80L250 81L253 80L252 83ZM137 81H139V82H137ZM258 81L262 85L259 84ZM137 83H138V85H137ZM98 84H99V87L97 85V88H100L101 82ZM102 84H104V83H102ZM253 88L255 90H253ZM249 89L252 90V93L255 91L258 92L259 90H261V92L259 91L257 93L258 95L255 93L252 95L249 92L250 95L253 96V98H251V101L254 104L249 99V101L251 102V103L249 102L251 104V106H250V104L244 102L242 97L241 98L239 97L242 94H244L242 96L245 97V94L247 93V90H249ZM251 90H249V91H251ZM255 95H257V96H255ZM249 97H251V96H249ZM241 101L243 103H241ZM245 101H246V99H245ZM247 102H248V100H247ZM120 104H122V106ZM243 104H245V105H243ZM238 106H239V108H238ZM241 106H242V108H240ZM254 111L256 112L257 115L259 113V115L256 116ZM127 113H130V115L133 116V118L135 116L138 117V119L136 117V120H139V122L136 121L137 124L133 125L131 123L133 125V127L135 126V129H136L135 131H137V130L139 132L142 131L143 135H144V133H146V132L149 133V131L151 133L153 130V132L157 133V135H155V136L160 137V139H159V137L157 138V137H154L153 135H151L152 137H154V139L152 138V141L155 142V144H152V142L151 143L146 142L147 140L144 139V137L141 138L143 141V144L146 146L145 148L148 149L149 146L153 147L155 152L157 151L156 153L162 152L161 155L162 154L164 155L159 160L158 164L155 165V168L153 166V167H151L152 169L151 168L149 169V167L147 168L146 166H144L143 168H146V169L142 168L143 171H142V169H141V171H139V168H138V171L140 172L139 175L142 174L143 177L139 176L138 178H136L137 181L135 180V176L139 172L138 171L136 172L135 170L131 171V169H129L127 172L126 170L128 168L125 170V169H123L122 165L121 166L119 165L121 167V169L118 166V168L120 170L118 168H115V170H114L115 172H113V173H109V172H112L110 169L108 170L109 172L106 171L107 169L106 170L104 169L105 171H102L100 169L102 166L105 167L104 166L105 164L103 165L102 163H104V162L109 163L108 159H111V160L113 159L112 160V162H113L114 161V158H113L114 155H116V156L120 155L119 151L122 152L121 155L118 157L119 159H120V157H122L124 155V153H125V155H126V153L128 154V151H126V150L129 148L128 146L130 145L129 144L127 146V143L129 140H128V138L125 139V137L121 131L123 129H120L121 126H123V127H124V125L127 126L128 121H130L132 119L131 116L129 115L130 120H128L129 116L127 115ZM121 115H127V118H128L127 119L128 121L126 122L127 125L122 123L123 120L126 121V119H124V118L122 119ZM246 115H248V116H246ZM249 115L250 116L253 115L255 117V119H252V117L250 118ZM114 116H116L119 119L121 118L120 122ZM241 116H242V118H241ZM245 117L250 118L249 120H251V121L253 120L252 121L253 123L255 122V120H257V122H255L256 126L251 121L246 119ZM243 118H245V120L248 122L244 121V123L242 124V121L240 122V120H243ZM132 120H134V119H132ZM130 122L135 123L134 121H130ZM224 122L225 123L228 122L230 124L233 123L234 125L232 127H235L237 125V128H238V123H239V125L241 124L243 126H246L247 123H250V125L251 124L252 125L250 126L248 124L249 128L245 127L246 129L245 128L242 129L243 132H246V133H243L240 129V131L244 134V135H242V133L239 134V131H237L238 130L237 128H236L237 130L233 128L234 131L232 128H231L232 130L229 129L231 131L224 130V125H225ZM121 123L123 125H121ZM74 125H77V126L74 127ZM247 128H248V130H247ZM73 129H70V131H68V132L71 133V130H73ZM124 131H126L125 128H124ZM40 133H42V132H40ZM43 134H41V136H43ZM140 134H142V133H140ZM126 135L128 136L127 133L125 134V136ZM37 137H38V139H37ZM155 138H157V139H155ZM35 139H37V141ZM41 139H42V137H41ZM244 139L247 142L249 141V143L245 144L247 142ZM40 141H42V140H40ZM243 142H245L244 144L246 146V148H244L243 150H245V149L246 150L244 152L243 151L241 152L240 148L237 146V144L239 145V144H242ZM38 144L40 145L41 143H38ZM38 144H37L36 148H38V146H39ZM34 146H36V145H34ZM126 146H127V148H126ZM239 146H242V148H243V144L239 145ZM28 147H29V149H28ZM131 147H132V145L130 146V149H131ZM236 148L239 150H236ZM33 149H34V147L30 150H33ZM154 150H152V151H154ZM129 151L132 152V149ZM163 151H165V153H163ZM137 152L142 153V151H137ZM228 152L231 155L228 154ZM42 153H45V154L42 155ZM234 153H236V155H232ZM117 154H119V155H117ZM240 154H241V156H240ZM249 154L251 155L252 152H250ZM52 155L54 157H52ZM229 155L232 157L233 161L230 160L231 158ZM247 155L248 154L245 153L244 157H246ZM260 155H262L261 158L263 157L262 158L263 162L260 160L261 163H258V164H261V165L263 164L262 167L260 166V169L264 170V167H263L264 166V151H260ZM69 156H70V158H69ZM35 157H36V159H35ZM40 157H42V159ZM109 157H112V158H109ZM56 158H58V159H56ZM118 158L115 157V159H118ZM247 158L249 159V156ZM19 159H21V157ZM39 159H40V161H39ZM235 159L236 160L238 159V160L236 161ZM23 161H22V164H20V166L23 165ZM106 161H108V162H106ZM112 162L110 161V164ZM250 162H251V160H250ZM19 163H21V161ZM25 163L26 162H24V166L26 164H29V163H26V164ZM31 163H30L28 168L24 167V166L23 167L32 170V168H30ZM251 163H252V165H250L251 167L249 168V170L251 169L253 171V169L255 167H257V171H259L258 170L259 165H257V164L253 165V162H251ZM33 164H35V162H33ZM40 164H42V163H40ZM67 164H68V166L70 165L72 170L69 169L70 167H67ZM80 164L83 165L84 167L80 166ZM144 164H145V162H144ZM247 164H248V162L246 163V165ZM252 166H254L253 169H252ZM56 167H58V169ZM164 167L166 168L165 170L167 172L162 171ZM67 168H68V172H67ZM10 169L12 170V168H10ZM50 169H52L53 171H51ZM62 169L63 170L66 169V170L63 171ZM79 169H81V170H79ZM116 169H117V172H116ZM154 169H155V171H154ZM11 170H10V174H11ZM86 170H88V171H86ZM99 170H100V172H98ZM129 171H130V173H129ZM250 171H248L249 174L253 173L254 177L256 176V174H259V173H260L259 175H263V174H261V172H257L255 170L254 171L257 173L254 175V172L251 171L252 172L251 173ZM24 172L25 171H23V173ZM29 172L32 173V171H29ZM102 172H105V173H102ZM149 172H150V176L148 175ZM152 172H153V174H151ZM155 172H156V174H155ZM13 173L14 172L12 171L11 177H14L15 174L13 175ZM26 173H27V171L25 172V174ZM63 173H65V175ZM132 173L136 174V175L134 176ZM27 174H26V176H27ZM81 174H83V175H81ZM130 174L133 175L134 178ZM230 174L232 176H230ZM235 174H238V176L237 175L235 176ZM259 175H257V176H259ZM0 176H1V174H0ZM41 176H42V179L39 180L38 178H41ZM72 176H73V178H72ZM159 176H161V180L157 178ZM22 177H24V175ZM233 177L236 179V181H235V179L233 180ZM29 178H30V175H29ZM71 178L74 180H71ZM76 178H78V177H76ZM96 178H98V177H96ZM25 179L26 180L25 181L23 180V183H21V184L19 181V184L21 186L24 185V188L25 187L27 188V187H29L27 184L30 182H29V180L27 181V177ZM133 179H134V181H133ZM146 179H147V182H146ZM204 179L206 180V182ZM211 179H212V181H215V182H212ZM237 179H238V181H237ZM240 179H241V181L239 182ZM125 180H127V181L125 182ZM63 181L66 182V184L63 183ZM70 181H71V183H70ZM144 181H145V183L143 185L142 182H144ZM201 181H204V184L206 183L205 185L207 188L205 187V185ZM45 182H47V183H45ZM107 182H109V183H107ZM226 182H228V183H226ZM250 182H251V180H250ZM160 183L162 184V186H160ZM211 183L213 185H211ZM220 183H223L224 185L222 184L223 186H221ZM251 183L253 184V181ZM33 184H35V183L33 182ZM25 185H27V186H25ZM127 185H128V183H127ZM130 185H128L129 189L126 187V185L123 186L124 190L122 189V186H121L120 189L122 190V194H123V191H125L126 189H128V190H126L127 192L130 189H131L130 191H132V187H130ZM210 185L211 186L215 185L216 186V187L214 186L215 189L218 187L217 190L213 191L216 194V195L214 194L215 196L213 198H212L213 192L211 190H213L214 187L211 188L210 191H208L209 188L211 187ZM113 186H109V187L111 189H113L112 188ZM56 187H57V184H56ZM102 187H105V186H102ZM116 187H118V186H116ZM257 187L258 186L255 187L256 190L258 189ZM262 187H263V185L261 186V188ZM108 188H106V189H108ZM255 189H254V192L256 191ZM200 190H201V193H200ZM206 190H207V192H206ZM260 190L261 189L259 188L258 192ZM126 191H125V193L128 194ZM251 191H252V189H251ZM1 192H2V190H1ZM204 192H205V194H204L205 196L208 195V193H210V194L205 197L202 194ZM262 192L264 193V190L260 191L259 196L260 197L262 196L261 200L264 201V199H263L264 195H262L263 194ZM1 194H3V193H1ZM1 194H0V200H2V199L4 200V197ZM160 194H159V196L161 197ZM211 194H212V196L210 198ZM247 194H249V193L247 192ZM247 194L245 193L244 196H247ZM30 196H32V195H30ZM67 196H68V194H67ZM159 196L155 195V197H157L158 199H161ZM63 197H64V199H63ZM118 197H120V196H118ZM248 197L250 198L249 195H248ZM260 197H258L259 200H260ZM59 198H60V200H59ZM243 198H244L243 201L244 200H248V201L252 200L251 198L250 199H245V197H243ZM51 199H49V200L52 201ZM112 199H114V198H112ZM55 200L58 201V206L56 204L57 201L55 202ZM109 200H111V198H109ZM256 200L258 201V199H256ZM261 200H260V202H261ZM100 201H102V199ZM100 201L98 200V204L103 205L104 201H102V202H100ZM205 201H203V202H205ZM216 201H218V200H216ZM61 203H63V204H61ZM243 203L246 204L247 202L246 203L243 202ZM258 204H259V202H258ZM22 205H23V207L21 209ZM46 205L48 208L46 207ZM256 205L257 204H255V206ZM3 206H5V209L3 208ZM12 206L14 207V209ZM49 206H50V208H49ZM28 207H30V206H28ZM31 207H33V205H31ZM62 207H64V209ZM11 208H12V210H11ZM42 208L44 210H42ZM7 209L9 210V212L7 211ZM30 209H32V208H30ZM48 209H49V211H48ZM50 211H51V213H50ZM101 211H99V212H101ZM4 212H7V214L5 213L6 214L5 217L3 215ZM11 212L12 213L14 212V214H12ZM102 213H104V212L102 211ZM102 213H97L95 215V217H97V218H95V219H92V217H93L92 215H91V217H89L90 215L89 216L87 215L84 218L82 216L81 217L82 219L80 217L79 218H77V217L76 218H72V217L68 218L67 217L69 219L67 221V222H69V224L66 221L65 222L67 224H64V222H63L62 224H64L63 225L64 230L62 229V231L67 232L68 230L66 231V229L69 228V231H70V230L76 229L77 227H78V229H81V227L92 224L89 221H92V222L94 221V223H96V224L98 223V225L102 224L100 227H104V228L99 227V230L102 231L103 229L107 228L106 223H109V220L102 218V216L100 215ZM8 214H10V215L8 216ZM31 214L29 216L33 217ZM48 215H49V217H48ZM6 216H7V220H6ZM10 216L12 219H15V222H13V220L11 218L9 219ZM86 217H89V218H86ZM27 219L28 220L30 219V220L27 221ZM33 219H35V218H33ZM99 221H101V223ZM104 221H105V223H104ZM11 222H13V224ZM34 222H38V221H34ZM87 222H89V223L86 225ZM14 223L16 225H14ZM22 224L23 225L26 224L25 226H27V227L29 226V228H28L29 231L27 229H24L25 226H23ZM59 225L61 226V224H59ZM67 225H69V226H67ZM65 227H67V228H65ZM71 227L72 228L74 227V228L71 229ZM30 228H32V229H30ZM61 228L59 229V231L61 230ZM11 230H12V232H11ZM62 231H61V233H62ZM101 231H99V232L101 233ZM10 232H11V234H10ZM57 233H59V232H57ZM11 235H13V236H11ZM37 235H38V237H37ZM16 236H18V238L20 237L21 240L17 239ZM10 237H13V238L10 239ZM14 237H15V239H14ZM54 237H57V236L54 235ZM12 239H14V240H12ZM16 239L18 240V243L21 244L20 246L18 245ZM8 240H10V243ZM41 242H43V240H41ZM38 244H40V245H38ZM10 245H12V248L10 247ZM17 246H19V247H17ZM39 246H41V247H39ZM92 247L95 250L92 249ZM92 247L90 246L89 249H87L88 250V252H86L87 255L88 254L92 255V254H94V252L96 254H98L97 252L100 253L101 250L104 253V248L103 247L101 248V245L99 246L100 248H98V249H96L93 245H92ZM39 248L42 250H40ZM7 249L8 250L10 249L11 251L10 250L8 251ZM179 250L180 249L178 248V251ZM5 252L9 253V254H11L10 252H12V255L8 254L9 256L7 254H5L11 260L13 259L12 261L8 257L4 256L3 253H5ZM131 253H130V255H131ZM83 254H85V253L83 252ZM100 254L101 255H96L97 258L94 257L95 256V254H94L93 257L96 259H93V261H94V263L96 262L95 264H97V261H98V264L99 263L101 264L103 262V259H102L103 257H101V256H104V255L102 254V252ZM14 255L16 256V258L14 257ZM62 257H63V255H62ZM7 259H9L8 260L9 263L8 262L5 263V260L7 261ZM54 260H55V262H54ZM2 261H3V263H2ZM51 261H53V262H51ZM68 261H69V259H68ZM91 261H92V259L90 260V262ZM148 261L146 259L143 261V263H147ZM70 262L71 261L67 262L66 264H69ZM90 262H88L87 264H93L92 262L91 263ZM182 262H183V260H182ZM137 263L138 262L135 260L131 262V264H137Z\"/></svg>",
	"mask_w": 264,
	"mask_h": 264
}]
</instances>
